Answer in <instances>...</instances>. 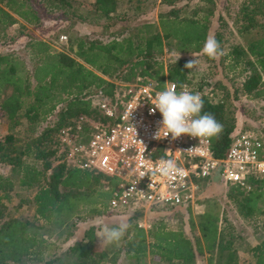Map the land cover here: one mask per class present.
Here are the masks:
<instances>
[{
    "label": "trees",
    "instance_id": "obj_1",
    "mask_svg": "<svg viewBox=\"0 0 264 264\" xmlns=\"http://www.w3.org/2000/svg\"><path fill=\"white\" fill-rule=\"evenodd\" d=\"M120 1L94 0L93 12L85 15L75 9L74 0H39L38 3L46 13L61 11L71 25L84 23L95 12L112 26L124 18L125 10L120 9ZM33 2L0 0V35L6 37L15 25L19 36H29L28 30L39 28L41 19ZM161 2L172 8L160 14V32L156 25L145 24L136 33L113 36L107 43L77 37L69 42L70 54L53 52L49 43L30 37L27 46L34 56L31 68L12 55L0 54V114L11 124L10 131L18 126L25 127L22 138L8 133L0 139V164L11 168L10 175L0 174V218L5 208L3 201H11L12 192L18 190L34 192L30 200L22 198L20 206L31 203L35 207L33 222L19 218L1 224L0 264H106L109 254L96 247L97 228L91 227L81 241H71L70 230L77 223L68 220L88 198L91 201L95 197L102 209L92 212L103 213L111 197L112 180L102 174L70 168L64 163L54 166L51 159L56 162L57 134L71 125V118L81 114L98 115L90 106V98L114 101L119 86L114 81L127 82L131 77L150 81L162 79L163 66L157 60L168 55L172 59L166 66L167 80L191 84L188 69L184 67L185 56L201 54L211 31L213 12L195 6L189 14L188 2L180 8L173 6V0ZM250 7L252 10L244 11L243 24L238 29L245 39V47L233 50L234 66L243 67L240 89L243 95L258 99L264 98V24L255 17L264 16V0H251ZM135 9L139 10L140 6ZM256 29L258 31L253 34ZM216 39L220 41L218 36ZM156 65L157 70L151 74ZM125 72L127 74L121 77ZM202 99L201 114H213L222 125L220 134L210 138L213 156L220 159L232 135L243 129L237 128L239 118L229 101L214 102L209 96H202ZM55 112L56 123L34 136L36 128ZM107 181L111 188L104 192L102 187ZM247 181L248 193L230 187L227 196L244 219L264 214V176H250ZM204 206L197 221L190 205L177 209L180 220L176 229L168 228L163 221L173 211L134 213L125 217L130 225L121 239L125 259L134 264L148 257L150 264H197L206 252L210 254L207 264H240L235 249L232 250L233 243L225 240L218 227L217 205L205 202ZM141 220L149 222L147 230L139 227ZM51 228L58 232L55 238L63 250L50 241L52 234L46 232ZM250 252L253 264H264V241Z\"/></svg>",
    "mask_w": 264,
    "mask_h": 264
},
{
    "label": "rangeland",
    "instance_id": "obj_2",
    "mask_svg": "<svg viewBox=\"0 0 264 264\" xmlns=\"http://www.w3.org/2000/svg\"><path fill=\"white\" fill-rule=\"evenodd\" d=\"M93 2L94 0H74V7L79 10V13L85 15L87 12H93ZM187 2V12L189 14L192 13L195 6H199L202 10L210 9L213 12L209 36H214L215 38L218 36L223 49V55L215 60L209 59L202 53L185 56L186 62L193 58L199 61L196 68L188 69L191 84H186L187 87L191 92L199 93L201 97L209 96L214 102L225 103L229 101L239 118L237 128L264 135V98L251 99L243 95L240 90L244 77V73H242L243 67L234 66L235 55L233 50L237 47H245V39L240 35L238 29L243 24L242 17L244 16V11L252 10L250 7L251 0H173L172 4L175 8H180L186 5ZM32 4L38 10L41 17L39 28L27 29L28 32L26 33L29 36H19L16 35L18 26H15L8 30L6 37L0 35V54L12 55L20 61H23L28 68H31L32 62L34 61V56L27 46L30 37L49 43L53 52L63 51L70 54L68 51L69 42L71 39L77 37L107 43L113 36L118 37L120 34L124 36L126 34L136 33V30L145 24L156 25L160 32V14L166 13L172 8L167 4H163L161 0H149L147 2H144V0H130V2L128 0H122L120 1L121 6H119L121 10H125L123 15L125 19L122 17L123 19L119 20L115 25L111 26V22L100 18L95 12L89 15L90 18L84 23L71 25V21H66L61 11L46 13L42 5L38 3V0H34ZM136 6H140V9L136 10ZM199 16L202 15L199 14ZM255 20L264 24V16L257 15ZM257 31L258 29L254 30L253 34ZM13 36H16L14 40L12 38ZM62 36H65L66 40L60 41ZM170 59L172 58L166 55L157 60V63L163 66L162 73L164 77L155 80L160 84L169 82L166 77V66ZM157 68L158 66L156 65L150 73L152 74ZM125 74L127 73L125 72L121 77L125 76ZM135 79L137 78L131 77L127 82L114 81V83L123 85V83L127 84ZM97 117L98 115H95V113L81 114L69 120L71 123L70 126H75L79 123L88 130ZM56 121L57 112L46 123L36 128L34 136H39L46 126L55 124ZM10 126L11 124L8 120L0 114V139L8 133H14L16 135L15 138L24 137V126H18V128L12 131L9 130ZM84 137L85 135L82 138L84 139ZM51 162L54 166L56 165L53 158ZM10 171L11 168L9 166L0 164L1 175L8 176L11 173ZM199 186L200 192L197 202L191 209L194 220L197 221V217L203 213L205 202H207V205L214 206L216 204L220 216L218 227L223 232L225 240H230L233 243L232 250L234 251L235 249L240 259V264H253L254 261L250 250L254 244H259L264 241V214L245 219L242 218L236 206L227 197L230 187L224 185L217 178H214L213 181L200 182ZM102 191H108L105 185H103ZM33 196L34 192L32 191L22 192L18 190L17 193L12 192L11 201H3L5 208L2 211L3 217L0 218V226L10 219L25 218L33 222L35 210L33 204L29 203L28 205L24 204L20 206V200L22 198L30 200ZM92 201L93 203L90 204ZM107 204L103 209L104 212L100 214L92 212V210H102L95 197L91 198V201L89 198L86 199L76 208L70 216V220H68V222L77 223V226L70 230L72 233L71 241H81L91 227L97 228L98 233L100 226L97 224V220L99 219H102L109 227H116L121 222L127 223V218L109 213ZM149 219L147 218V220ZM179 220L176 211H173L170 215L163 218L165 225L170 229H176L179 225ZM145 222H141L142 225L146 226V223H149ZM49 232L52 234L50 241L54 242L55 245H59L55 238L58 232H55L53 228L49 229L46 233L50 234ZM121 246V239L118 242L106 244L97 236V250L103 249L109 254L106 264H134L125 259ZM59 247L61 250L64 248L61 245ZM209 256L210 254L205 252L201 261L197 262V264H207ZM139 264H150V258L144 259Z\"/></svg>",
    "mask_w": 264,
    "mask_h": 264
},
{
    "label": "built area",
    "instance_id": "obj_3",
    "mask_svg": "<svg viewBox=\"0 0 264 264\" xmlns=\"http://www.w3.org/2000/svg\"><path fill=\"white\" fill-rule=\"evenodd\" d=\"M66 40L65 36L60 41ZM176 84L177 90L190 89ZM164 84L137 78L119 85L114 101L90 98L98 113L87 131L82 124L68 126L57 134L56 164L112 180L109 213L127 217L134 213L176 211L195 206L200 182L217 178L224 185L250 191L248 178L264 176V135L239 130L222 158L213 156L209 138L188 135L172 140L171 135L155 139L162 119L151 111V99ZM85 135L84 139L82 138ZM162 160L175 168L164 174ZM109 190L110 181L104 183ZM141 227V221L138 223Z\"/></svg>",
    "mask_w": 264,
    "mask_h": 264
},
{
    "label": "clouds",
    "instance_id": "obj_4",
    "mask_svg": "<svg viewBox=\"0 0 264 264\" xmlns=\"http://www.w3.org/2000/svg\"><path fill=\"white\" fill-rule=\"evenodd\" d=\"M200 51L212 60L223 55L221 44L214 36H208L205 39ZM198 64L199 61L193 58L184 67L191 70L196 68ZM151 105V111L155 113L158 110L162 117L159 121L160 126L154 135L155 139H163L169 135H171L172 140L182 135L210 139L218 136L222 131V125L213 114L208 112L201 114L204 107L201 95L186 89L178 91L176 84L166 82L162 90L155 92L151 99ZM174 168V161H161L160 170L162 173L167 174ZM97 224L100 226L97 235L106 244L118 242L130 227L126 222H121L116 227H109L102 219L97 220Z\"/></svg>",
    "mask_w": 264,
    "mask_h": 264
},
{
    "label": "crops",
    "instance_id": "obj_5",
    "mask_svg": "<svg viewBox=\"0 0 264 264\" xmlns=\"http://www.w3.org/2000/svg\"><path fill=\"white\" fill-rule=\"evenodd\" d=\"M38 1H39V0H38ZM39 4H40V3H39ZM35 9H36V8H35ZM36 10H37V9H36ZM37 12H38V10H37ZM38 15H39V13H38ZM39 17H40V15H39ZM40 19H41V17H40ZM15 26H17V25H15ZM15 26H14V27H15ZM192 208H193V207L191 206V209H192ZM141 222H145V220H143V221L141 220ZM146 222H147V221H146ZM146 222H145V223H146ZM143 224H144V223H143ZM141 225H142V224H141ZM141 228H144L145 230H147V229L149 228V224L146 223V226H145V225H142ZM259 244H260V243H259ZM259 244L256 243V244H254L252 247H255V246L259 245Z\"/></svg>",
    "mask_w": 264,
    "mask_h": 264
}]
</instances>
